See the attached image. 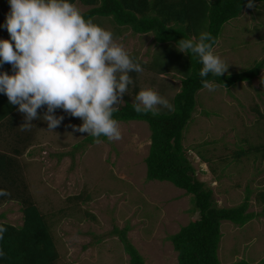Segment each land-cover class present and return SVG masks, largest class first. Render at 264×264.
Instances as JSON below:
<instances>
[{"label":"rangeland","instance_id":"374dc122","mask_svg":"<svg viewBox=\"0 0 264 264\" xmlns=\"http://www.w3.org/2000/svg\"><path fill=\"white\" fill-rule=\"evenodd\" d=\"M74 4L80 12L89 8ZM91 20L111 31L115 42L143 63L135 81L139 91L152 88L171 102L183 75L184 55L177 45L154 44L152 33L135 34L111 17ZM3 30L0 36L6 34ZM214 49L229 65L224 74L242 72L264 58V7H244L222 27ZM153 50L158 58L151 60ZM148 65L171 71L158 75ZM211 83L214 91L202 88L195 96L196 111L183 130L182 143L196 177L212 189L218 206H235L244 200L246 189L251 193L248 210L254 212L253 219L242 226L221 222L220 262L259 263L264 260V157L251 152L236 162L234 152L264 141V121L255 111L258 106L264 114V68L236 86ZM133 93L129 86L123 99L133 102ZM118 127L119 141L76 147L83 136L66 120L54 131L43 121L34 131V144L18 156L29 192L52 223L57 264H128L115 231L126 225V237L145 264H177L168 236L197 217L189 211L190 195L169 181L146 179L150 129L145 121H118ZM198 150L208 162L200 160ZM0 213L9 223L22 222L16 201L3 203Z\"/></svg>","mask_w":264,"mask_h":264},{"label":"trees","instance_id":"16d2710c","mask_svg":"<svg viewBox=\"0 0 264 264\" xmlns=\"http://www.w3.org/2000/svg\"><path fill=\"white\" fill-rule=\"evenodd\" d=\"M71 2H79L89 7L81 12L86 20L94 16L111 17L115 24L125 26L124 28L135 34L152 33L154 44L177 45L180 39L198 37L201 32L211 33L218 41L222 27L240 15L243 8L247 7L248 0H71ZM253 3L264 7V0H253ZM8 12L9 0H0L2 29H5L2 25ZM0 39H9V33L6 32ZM183 55L181 86L171 100L174 110L164 109L158 116L151 113L137 114L133 109V102L126 97L119 111L113 113V118L125 122L145 121L150 129V144L144 160L146 179L169 181L190 195L189 211L197 213V217L190 219L177 232L168 236L177 253V264H222L218 257L219 241L222 236L221 222L228 220L242 226L253 219L254 212L248 210L251 193L246 189L244 200L235 206H218L213 198L212 189L207 188L205 183L196 177V169L189 159L188 149L182 143L183 130L196 111L195 96L204 88L202 80L224 87L236 86L243 81L249 82L264 68V58L239 73L223 74L219 77L209 74L202 78L199 76L202 64L198 57L191 53ZM130 56L143 66L132 53ZM156 57L153 50L151 60ZM147 68L155 70L153 72L158 75L171 71L159 66L148 65ZM0 72L11 74V65L3 64L0 66ZM130 75L136 81L137 73L132 72ZM133 92L134 97L139 92L136 83ZM17 109L18 106L10 104L8 97L0 93V189L11 192L10 197L0 196V206L7 201H16L22 213L20 224L7 222L4 220L5 214L0 213V225L7 228L3 239L0 240V248L6 253L4 257H0V264H57L59 254L52 223L29 192L20 165L15 167V157L20 156L34 143V131L43 120H34L35 125L32 129L22 132L19 126L24 122V116ZM255 111L264 121V114L258 106H255ZM38 112L42 114L43 109H39ZM57 113L63 115L64 121L71 126L82 123L80 118L71 117L63 110L58 109L55 114ZM78 133L83 136L82 141L74 146L95 143L94 137L87 133ZM99 139L108 142L107 137L101 136ZM251 152L260 153L264 157V141L251 145L248 149L239 148L234 152V159L238 162L240 157H247ZM205 155L203 151H197L200 160L208 162L209 158ZM127 229L126 225L121 231L116 228L115 231L129 256L128 264H145L143 256L128 241ZM232 264H264V260L259 263L239 260Z\"/></svg>","mask_w":264,"mask_h":264},{"label":"clouds","instance_id":"9594fccd","mask_svg":"<svg viewBox=\"0 0 264 264\" xmlns=\"http://www.w3.org/2000/svg\"><path fill=\"white\" fill-rule=\"evenodd\" d=\"M247 6L253 7V0ZM2 27L9 39H0V66L11 65L12 73L0 72V93L24 116L20 131H30L34 120L47 122V130L54 131L64 120L55 114L60 109L80 118L82 123L72 125L73 130L94 137L95 143L101 142V136L110 142L121 139L113 113L119 111L129 86H135L130 73H142L143 68L115 42L111 31L86 20L71 0H9ZM216 43L211 33L201 32L198 37L180 39L177 49L198 57L200 77H219L229 65L215 53ZM202 84L215 90L207 80ZM132 106L142 115L174 110L152 88L141 89ZM0 196L10 197L11 192L0 189ZM6 231L0 225V240ZM5 255L0 248V257Z\"/></svg>","mask_w":264,"mask_h":264},{"label":"crops","instance_id":"0c3cea01","mask_svg":"<svg viewBox=\"0 0 264 264\" xmlns=\"http://www.w3.org/2000/svg\"><path fill=\"white\" fill-rule=\"evenodd\" d=\"M32 144H34V143H32ZM32 144H31V145H32ZM31 145H29L28 147H30ZM28 147H27V148H28ZM27 148H26V149H27ZM26 149H25V150H26ZM18 159H19V157H15V161H16L15 167H16V165H20V171H21V173H23L22 170H24V169H22V165L20 164V162H19L20 160H18ZM23 176H24V175H23Z\"/></svg>","mask_w":264,"mask_h":264}]
</instances>
